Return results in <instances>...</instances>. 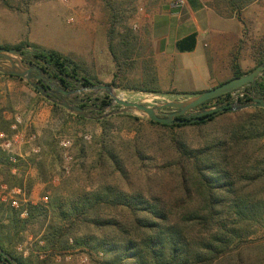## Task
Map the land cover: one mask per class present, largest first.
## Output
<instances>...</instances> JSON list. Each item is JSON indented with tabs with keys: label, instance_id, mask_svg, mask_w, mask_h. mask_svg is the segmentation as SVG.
Wrapping results in <instances>:
<instances>
[{
	"label": "trees",
	"instance_id": "1",
	"mask_svg": "<svg viewBox=\"0 0 264 264\" xmlns=\"http://www.w3.org/2000/svg\"><path fill=\"white\" fill-rule=\"evenodd\" d=\"M105 3L109 5L106 0ZM108 8L114 23L115 10ZM195 46L196 34L178 43L181 52L193 51ZM1 48L22 50L29 64L47 63L46 71L67 89L75 83L82 87L101 84L88 78L84 69L71 58L55 51L40 49L29 42ZM109 49L119 68L120 60L112 42ZM254 55L256 68L264 64V48L256 50ZM231 70V79H234L254 69L243 70L233 58ZM0 78L22 81L17 76L1 73ZM245 88L264 99V71L254 85ZM135 90L161 94L154 87L141 86ZM5 97L0 94V132L11 138L17 133L12 129L16 124L15 108L11 96ZM106 99L101 101L102 106L110 105L107 95ZM230 100L231 94H226L196 109L219 107ZM250 101L247 98L241 103ZM51 105L54 114L65 113L86 121L55 103ZM227 114L234 117L216 129L212 124ZM147 121L167 132L165 143L171 156L161 163L153 162L156 157L144 156L141 151L136 157L142 167H145V159H151L158 171L171 173L175 189L173 198L161 196L159 190L145 191L131 185L128 168L111 143L105 140L108 120L104 119L98 121L103 134L93 166L112 168V177L118 174L122 184H116L113 179L84 186L67 196L57 195L51 200L50 209L30 203L21 209L0 204V216L7 221L0 225V249L13 256L11 248L20 238L19 227L36 221L42 229V248L64 251L72 239L76 246L101 250L106 255L104 264H264V109L227 111L207 119L203 117L195 123L164 125ZM188 129L197 131L198 141H189ZM39 166V177L46 182L49 166L46 162ZM19 167L20 163L11 162L0 148V175L5 183L23 187L20 174H12L13 168ZM27 194H30V187ZM25 210L27 218H21ZM18 262L45 264L46 260L36 263L29 258ZM0 264L4 263L0 261Z\"/></svg>",
	"mask_w": 264,
	"mask_h": 264
},
{
	"label": "rangeland",
	"instance_id": "2",
	"mask_svg": "<svg viewBox=\"0 0 264 264\" xmlns=\"http://www.w3.org/2000/svg\"><path fill=\"white\" fill-rule=\"evenodd\" d=\"M107 1L109 5H106L105 0H0V46L12 47L21 42H29L40 49L55 51L69 58L79 56L80 63H84L88 47L93 50L94 56L98 55L101 59L102 67L106 71L105 77L117 74L114 79L115 86L112 82L109 84L114 87L120 98L130 102L144 101V104L150 106L162 102L152 96V93L137 91L135 88L141 87L146 80L142 70L146 67L149 56L148 45L143 38L148 35L153 20L162 22V26L178 23L175 17L169 18L168 23L165 20L171 16L168 7L171 0ZM203 1L201 8H206L202 14H211L212 9L219 3ZM193 2L197 1L190 0L189 4ZM227 2L230 15L238 19H241L242 10L245 8L246 11H264V0ZM109 6L115 10L114 23L110 18ZM194 9L197 10L198 7ZM257 15L251 18L254 25L243 21L244 39L238 42L235 49L234 60L247 72L256 68L255 51L264 48V35L260 34L264 30V22L259 23ZM187 20H183V30L193 28L194 22ZM213 24L215 27L219 25L217 22ZM158 33L153 32L151 36L160 35ZM105 37L109 43H113L114 51L120 60L119 68L112 59ZM230 43H233V40H230ZM28 49L31 48L26 50ZM199 55L196 53L187 57L188 62L183 68L189 71L188 74L178 72V69L182 68L178 63L171 67L173 73L165 85L176 87L177 92H162V98L180 100L182 97L191 98L211 90L209 72ZM218 75H215L214 79L220 81ZM88 78L93 80L89 75ZM78 88H82L81 84ZM35 91L24 80L0 78V94L3 98H6L7 94L11 96L15 117L20 119L15 156H8L11 162L20 163L19 168H13L12 174H20L25 192V196L20 198L21 207L15 209L26 208L29 203L50 209L51 200L57 195L67 196L84 186L110 182L113 179L116 184H122L118 174L112 177V168L97 169L93 166L103 134L102 125L98 121L104 119L108 120L105 140L111 143L117 156H121L122 162L128 168L131 185L145 191L159 190L158 194L161 196L173 198V176L154 168L156 161L161 163L163 159L171 156L165 143L167 132L151 126L147 121L149 119L135 112L112 114L119 107L102 106L101 101L107 100V94L104 92L87 90L77 96L79 100L87 103L85 108H91L95 116L103 117L101 120L79 121L65 113L54 114L51 105L53 102L42 100ZM232 117L234 115L227 114L218 118L212 125L216 129L222 128L227 119ZM187 136L190 142L198 141L197 131L193 129L187 130ZM63 140L70 141L71 146L64 148L61 145ZM34 148H39L40 151L35 152ZM139 151L144 156L156 157L153 161L155 163L151 159H145V167H142L136 157ZM65 154L71 156V159L67 160ZM13 157L16 161L12 160ZM41 162H46L49 166L46 182L39 177ZM0 183H5L1 175ZM6 184L11 188L19 187ZM29 187L30 194H27ZM44 196H48V203L42 201ZM0 204L12 207L7 202L0 201ZM27 215L25 210L21 218H27ZM6 222L0 216V225ZM19 230L22 240L19 238L11 248L13 256L10 255L17 261H26L29 258L36 263L46 260L45 264H104L106 261V255L101 250L76 246L72 239L69 241V248L64 251L42 248V229L36 221L19 227Z\"/></svg>",
	"mask_w": 264,
	"mask_h": 264
},
{
	"label": "crops",
	"instance_id": "3",
	"mask_svg": "<svg viewBox=\"0 0 264 264\" xmlns=\"http://www.w3.org/2000/svg\"><path fill=\"white\" fill-rule=\"evenodd\" d=\"M196 1V3L193 2L189 4V0L186 6L181 10L169 9L171 16L165 18V20L168 23L169 18L175 17L178 22L175 25L165 24L162 26V22L158 23L157 20H153L152 26L149 27L148 35H145L143 38L144 42L148 45L149 57L147 65L144 68L145 70H142L143 75L146 77L142 86L157 88L161 93L177 92L176 87H171V85L168 87L165 85L167 79L172 76L171 74L173 71L171 70V67L178 63V65L180 64V67H182L178 69V72L180 71L179 73L188 74L189 71L186 69L184 70L183 67L185 63L188 62L187 57L196 53L200 54L199 57L204 65H206L209 72V87L211 89L220 86L232 78L231 60L235 56V49L238 46V42L244 39L243 21H249L254 25V20L252 21L251 18L255 14H258V22L262 23L264 22V11H251L248 9L246 11L245 8L242 10L243 13L241 19H238L235 16L230 15L227 0H206L210 2L218 1L219 3L217 7L212 9L211 14H202L201 12L206 8L204 5V8H201L204 1ZM194 7H198V9L195 10ZM184 18H187V21L194 22L191 30L182 29ZM214 22H217L219 25L215 27L213 24ZM153 32H159L158 34L160 35L152 37L151 33ZM192 34H196L195 49L193 51L181 52L178 49V43ZM260 34L263 36L264 30L260 32ZM230 40H233V43H230ZM106 41L109 50V42L107 38ZM92 51V49H88L87 47V56L83 61L84 63H80L79 60L81 58L79 56L71 57V59L80 65L85 73L94 81H99L102 84L111 83L114 79L115 73H113V77H105L104 74L106 71L102 67L103 63H101V59H99L98 55L94 56V54H92ZM217 74H219L220 81L214 79V76ZM186 98L188 97H182L181 100ZM16 142V140L13 142V153H15Z\"/></svg>",
	"mask_w": 264,
	"mask_h": 264
},
{
	"label": "water",
	"instance_id": "4",
	"mask_svg": "<svg viewBox=\"0 0 264 264\" xmlns=\"http://www.w3.org/2000/svg\"><path fill=\"white\" fill-rule=\"evenodd\" d=\"M28 51L31 52L32 50L28 49ZM26 58L27 54L22 50L1 48L0 73L21 78L45 99L64 107L70 114L84 119H103L102 116H95L91 108H84L79 105L81 101L77 96L87 90H92L95 93H106L110 98V105L108 106L116 105L119 107L118 110H115L112 114L135 112L141 114L152 122L164 125L195 123L199 122L203 117L207 119L210 116L225 113L227 111L236 112L251 108L264 109V99L255 95L252 96L250 102L245 104L224 103L219 107L209 108L203 111L196 109L199 105L210 99L229 94L247 85H254L257 78L261 75L262 71H264V64L258 66L247 75L231 79L214 89L195 95L191 98L183 100H168L162 98L160 95L153 94L152 96L162 102L150 106L144 104V101L130 102L120 98V95L110 84L67 89L46 71L44 67L47 66V63L29 64L27 63ZM75 84L79 86L80 83ZM166 110L174 111L166 112ZM182 117H184V120ZM0 254L3 259L8 261L11 260L12 264H19L16 259L4 253L1 249Z\"/></svg>",
	"mask_w": 264,
	"mask_h": 264
},
{
	"label": "built area",
	"instance_id": "5",
	"mask_svg": "<svg viewBox=\"0 0 264 264\" xmlns=\"http://www.w3.org/2000/svg\"><path fill=\"white\" fill-rule=\"evenodd\" d=\"M188 2H189V0H171L168 3V7L170 10H181L182 8H184L186 6V4ZM245 87L246 86L229 93V94H231V100H230V102H226V103H230V104L241 103L242 101L247 100V98L251 99L253 95L257 96L255 94V92L250 91V90L246 89ZM257 97H259V96H257ZM19 123H20V119L18 117H16V124H14L12 126V129L18 130ZM14 140H16L17 142L19 141L18 132L16 134H14L11 138H9L5 133L0 132V147L2 148V150L4 152L7 153L8 156H15L13 153V142H14ZM61 145L64 148H69L71 146V142L68 140H63L61 142ZM33 150L35 152L40 151L39 148H34ZM65 156H66L67 160L71 159V156H68L67 154H65ZM12 160L16 161V158L13 157ZM23 196H25L24 189L19 188V187L11 188L6 183H0V201L7 202V203L11 204V206L14 208H20L21 207L20 198ZM24 201H25V203L27 202V200H24ZM42 201L44 203H48V201H49L48 196H44L42 198ZM71 243H72V240H71ZM99 255H102V253H99Z\"/></svg>",
	"mask_w": 264,
	"mask_h": 264
},
{
	"label": "flooded vegetation",
	"instance_id": "6",
	"mask_svg": "<svg viewBox=\"0 0 264 264\" xmlns=\"http://www.w3.org/2000/svg\"><path fill=\"white\" fill-rule=\"evenodd\" d=\"M72 85V84H71ZM76 87H78L77 86V84H74V86L73 87H71V88H68V89H74V88H76ZM81 101V103L79 104V105H85V106H87V103L86 102H84L83 100H80ZM95 105V104H94ZM97 106H98V104H96ZM101 105V104H100ZM174 110H169V111H166V112H173ZM183 119H184V117H182ZM2 255L0 254V261H2L4 264H12V261L11 260H6V259H3L2 257H1Z\"/></svg>",
	"mask_w": 264,
	"mask_h": 264
}]
</instances>
